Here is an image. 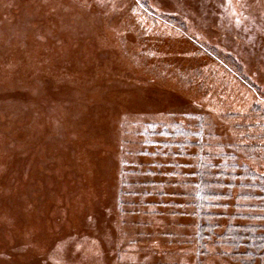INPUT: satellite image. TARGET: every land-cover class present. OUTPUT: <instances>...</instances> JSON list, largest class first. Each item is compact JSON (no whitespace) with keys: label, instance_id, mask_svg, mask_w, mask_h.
<instances>
[{"label":"rangeland","instance_id":"1","mask_svg":"<svg viewBox=\"0 0 264 264\" xmlns=\"http://www.w3.org/2000/svg\"><path fill=\"white\" fill-rule=\"evenodd\" d=\"M204 163L264 215V0H0V264L249 262Z\"/></svg>","mask_w":264,"mask_h":264},{"label":"trees","instance_id":"2","mask_svg":"<svg viewBox=\"0 0 264 264\" xmlns=\"http://www.w3.org/2000/svg\"><path fill=\"white\" fill-rule=\"evenodd\" d=\"M224 166H218L217 164L212 163H204V167L199 166L198 168V174L202 175V177L199 179V182H196L198 197L194 200H191L190 203L191 206L194 205L196 211L194 216L198 221L197 226L199 228V243H204L205 236L213 237L215 235L217 239H223L226 236L228 239L226 241L227 243L225 244H227V246H232L234 254L245 252L242 251V246L248 245L250 248V245H252L253 249H248L246 251L247 253L243 254L244 256H250L251 261L248 262L247 259H243V262H245L244 264H264V223L258 222L259 220L264 221L263 213L258 211L252 218L254 222L248 226L243 222L241 223L239 220H248L247 218H250V216H243L241 213H233V215L228 216L226 211H220L218 209L219 207L223 206L224 208L231 207V204L228 203V201L223 204L222 202L216 200L220 197L222 191L221 189H218V187H228L230 192L234 186V183L232 182L224 185L222 181L215 178L217 176H221V169L223 170L224 168V170L229 171L232 167H235L236 164L232 163ZM241 170H245V172H247L246 174L249 176L257 177L256 173L246 166H243L242 169L240 168V171ZM245 186L251 187L252 185L250 186V183H247ZM253 186L259 188L261 192H264V185L262 183L255 182V185ZM262 197H264V193L262 194ZM262 202V204L260 202L254 203V208L257 210H262L264 201ZM235 207L240 208L241 206L235 205ZM225 217H229L228 219H233V221H229L226 233L222 236H220V234H215L214 231L220 227V221L216 219ZM236 219L238 221H234ZM229 235L230 238L228 237ZM248 241H250V243H248Z\"/></svg>","mask_w":264,"mask_h":264},{"label":"crops","instance_id":"3","mask_svg":"<svg viewBox=\"0 0 264 264\" xmlns=\"http://www.w3.org/2000/svg\"><path fill=\"white\" fill-rule=\"evenodd\" d=\"M165 130H167V129H165ZM171 132V131H170ZM248 167V166H247ZM249 169H251V168H249ZM251 170H253V169H251ZM194 213V212H193ZM194 215H195V213H194ZM194 215H192L191 216V218L193 219V222H194V224H195V226H196V217L194 216ZM190 216V215H189Z\"/></svg>","mask_w":264,"mask_h":264}]
</instances>
